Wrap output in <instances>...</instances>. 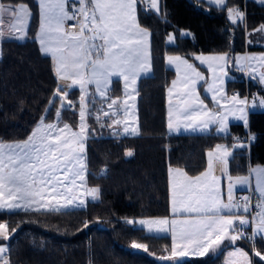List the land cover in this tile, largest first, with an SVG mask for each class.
<instances>
[{
  "label": "trees",
  "instance_id": "1",
  "mask_svg": "<svg viewBox=\"0 0 264 264\" xmlns=\"http://www.w3.org/2000/svg\"><path fill=\"white\" fill-rule=\"evenodd\" d=\"M26 2L32 12L29 38L0 40V139L26 137L38 118L49 107L47 119L55 117L59 100L49 105L57 87L51 59L40 52L35 31L38 25L36 0H0ZM245 10L244 21L229 20L227 6ZM159 13L139 3L138 20L151 31L152 71L138 80L139 135H115L96 115L112 97L120 96L121 82L113 79L109 98L101 101L90 93L86 138L87 181L100 189L99 199H87L82 207L61 211H0L5 221L17 231L7 240L6 254L11 264H223L225 245L203 257L189 255L176 261L161 259L172 247L168 233L148 232L142 225L128 224L138 216L169 213L168 165L182 166L196 174L206 166V151L217 142L236 144L235 136L246 141L245 147L232 149L231 172H246L249 165L264 162V109L249 107L248 124L232 121L227 132L211 127L204 131L170 132L167 128L166 87L175 70L166 64V53L193 57L198 51L236 52L263 47L247 44L245 34L264 24V3L260 0H226V7L207 0H160ZM188 28L191 35H182ZM172 30L173 42L166 41ZM227 79L228 90L240 95L257 91L264 85L246 78L243 71H233ZM75 108L61 113L62 121L76 124L79 118L80 89H68ZM101 123L104 124L101 127ZM133 150L132 156L125 149ZM89 222L88 227H84ZM0 241H5L0 238ZM147 246L148 251L133 249V242ZM264 255V240L256 239ZM239 243L249 248L247 240ZM260 264L264 261L255 256Z\"/></svg>",
  "mask_w": 264,
  "mask_h": 264
},
{
  "label": "snow or ice",
  "instance_id": "2",
  "mask_svg": "<svg viewBox=\"0 0 264 264\" xmlns=\"http://www.w3.org/2000/svg\"><path fill=\"white\" fill-rule=\"evenodd\" d=\"M150 9L159 13V0H145ZM221 7H226V0H214ZM138 0H39V27L35 40L40 52L49 55L53 61V72L57 78V87L48 104L56 108L55 119L48 121L49 107H45L31 133L23 140L5 141L0 139V211H61L85 205L83 196L93 200L99 199L100 189L88 187L86 174L88 170L85 140L88 135L87 116L90 114L89 85L95 89L101 101L109 98L113 76H119L124 82L122 103L112 99L107 104L108 111L101 108L96 115L98 123L102 117L112 116L109 128H120L114 134L139 135L135 123L134 95L137 78L142 73L151 71L150 33L137 21ZM228 18L233 23L244 21V13L238 7L227 9ZM32 12L27 4L5 6L0 3V39L24 40L28 37V26ZM69 21L73 23L68 24ZM264 32V24L254 29ZM187 35V33H182ZM169 35V42L173 41ZM202 64H207L213 73V83L207 91L212 92L213 102L219 107L216 112L208 109L196 91L198 80L204 76L187 59L168 55L166 63L177 70V79L168 88V129L179 131H203L210 124L218 125V131L225 132L229 116L244 121L247 125L249 107L264 108V98L253 97L241 99L239 94L230 98L226 95L218 98L223 91L216 87L223 84L227 76L224 68L229 64L228 53L197 56ZM235 64L249 73H256L259 82L264 85V72L259 71L253 61L264 68V55L236 56ZM222 75H217V70ZM60 81L70 83L61 84ZM78 86L79 125L74 130L68 123H63L61 113L66 108H75L69 99L68 89ZM258 99V105L255 101ZM129 100L133 103H129ZM119 105V107H117ZM123 112V118L120 113ZM132 120L129 124L128 121ZM104 124L101 123V127ZM254 139V137H250ZM245 147L236 143L233 148ZM126 156L133 152L127 150ZM233 151L224 145L207 153V169L200 175L192 177L182 168L169 167V186L171 193V211L179 217L181 213L189 214L184 218L127 220L128 224L138 223L148 232H168L172 234L171 253L161 259L176 261L193 256H205L215 253L226 242L235 243L248 239L253 244L255 256L264 261V255L256 250L257 237L264 239V167L250 168L256 177V190L260 194L257 207L260 209L250 218L238 214L234 209L249 212V197H243V203L236 202L232 190L237 184H247V176L229 175L228 202L220 196L219 178L213 175L217 164L228 173L229 158ZM83 190L82 195L77 193ZM194 214V215H191ZM85 222L84 227H88ZM245 226H251V235H246ZM17 231L7 222H0V238L7 241ZM133 249L148 251L146 245L133 242ZM7 246H0V264H11L6 255ZM91 264V262H90ZM225 264H253L246 251L236 248L229 251Z\"/></svg>",
  "mask_w": 264,
  "mask_h": 264
},
{
  "label": "rangeland",
  "instance_id": "3",
  "mask_svg": "<svg viewBox=\"0 0 264 264\" xmlns=\"http://www.w3.org/2000/svg\"><path fill=\"white\" fill-rule=\"evenodd\" d=\"M208 1H210V2H212V3H215L214 0H208ZM215 4H216V3H215ZM159 7H160V0H159ZM232 7H238L239 10L242 11V12L244 13V15H245V10H244L243 7H240V6H238V5H235V6H227V9H228V8H232ZM227 9H226V12H227ZM227 15H228V12H227ZM261 25H262V24H259V25L256 26L255 28L246 31V34H245V40H246V43H247V39H249V37H250L251 35H253L254 33H261V32L254 31V29L259 28ZM181 33H187L188 35H191V34H192L191 31H190L188 28H182V29H181ZM169 35H171V36L175 39L174 32H173L172 30H170V31L168 32V34L166 35V41H167V42H169V40H168ZM261 35H264V32H262ZM174 39H173V41H174ZM173 41H172V42H173ZM246 48H247V46H245L244 50L236 51V52H231V53L228 52V51H198V53H195L193 57H188V56L183 55V54H179V53H171V52H169V55H172V56H177V55H178V56H180V57H182V58L187 59L188 62L191 63V64H193V65L196 67L197 71H199V72L204 76V79H203V80H198V81H197V84H196V91L198 92V94H199V96H200V99H202V100L204 101L205 105L208 106V109H210V110L213 111V112H216V111L219 110V107H218L216 104H214V102H213V99H212L213 93L207 91L208 85L213 83V73L209 71L207 64H202L199 60L196 59V57H197V56H201V55H202V56H212V55H218V54L228 53L229 58H230V62H229V64L224 68V71L227 72V76H226V77H223V84L221 85L219 82H217L216 87H221V88L223 89V91H222L221 93L217 94V95H218V98H221V99H222V97L225 96V95H226L227 97L230 98L232 95H234V94H239V93H234V92L231 93V91L228 90V87H227V79L230 78V77H233V76L235 75V74L233 73V70H235V71H242V70H243L242 68H240L239 66H237V65L235 64V59H234V58H235L236 56H256V57H259V56H261V55H264V49H261V50H259V49H250V53H248V52H245V49H246ZM252 63H253V65H254L259 71L264 72V68H260V67H259V62H258V61H253ZM168 65H169V64H168ZM169 66H171V67L175 70V73H174L173 77L171 78V80L169 81V83H168V87H167V89H166L167 98H168V92H167L168 88L171 86L172 81L177 79V70H176V67L173 66V65H169ZM251 74L256 75V73H251ZM217 75H222V73L219 71V69L217 70ZM256 76H257L258 79H259V76H258V75H256ZM239 97H240L241 99H243V98H248L249 104H252V103L254 102V101H253V97L264 98V94H262V93H260V92H257V91H252L250 94H244V95H240V94H239ZM109 103H110V102H109ZM255 103L258 105V99L255 101ZM257 107L260 108V109H264V108H261V107H259V106H257ZM107 109H108V108H107ZM248 109H249V108H248ZM248 109H247V111H248ZM40 117H41V116H40ZM40 117H39V118H40ZM39 118H38V120H39ZM54 119H55V117H54L53 119H49L48 121H53ZM38 120H37V121H38ZM247 120H248V117H247ZM37 121H36V123H37ZM101 121L104 122L103 120H101ZM232 121H241V122L244 123V121H242V120H238V119H235V118L232 117V116H229V118H228V127H227V131L229 130L230 123H231ZM62 122H63V123H68V124H70V125L73 127L74 130H78L79 118H78L77 123L74 124V125L71 124V123L68 122V121H62ZM86 122H87V119H86ZM36 123H35V124H36ZM35 124H34V126H35ZM87 124H88V123H87ZM244 124H245V123H244ZM247 124H248V123H247ZM34 126H33V127H34ZM211 127H214V129H215L216 131H218V125H216V124H210V125L208 126V128L205 129V130L210 129ZM32 129H33V128H32ZM32 129H31V131H32ZM182 130L185 131L183 128H181L179 131H182ZM31 131L29 132V134L31 133ZM187 131H192V130H187ZM197 131H200V130H197ZM203 131H204V130H203ZM227 131H225V132H227ZM173 132H178V131H173ZM219 132H221V131H219ZM225 132H224V133H225ZM29 134H28V135H29ZM28 135H27V136H28ZM27 136H26V137H27ZM26 137H24V138H20V139L5 140V141L23 140V139H25ZM250 137H251V133H250ZM236 143L247 144V141H241V140H240V141H238V142H236ZM216 145H224V146L229 147L231 150L233 149V145H229V144H228L227 142H225V141L217 142L215 145H213L212 147H210V148L207 149V151H206V158H207V160H208L207 153H208L209 151L213 150V149L216 147ZM85 150H86V140H85ZM207 160H206V166H205V168H204L202 171H200V172L194 174L193 177L200 175L202 172H204V171L207 169ZM256 167H264V162H255V163L250 164V165H249V171L247 170L246 172H231V171L229 170V164H228V173H227V175H225L224 172L222 171V166H221L220 164H217V165L215 166L214 171H213V175H215L216 177L219 178V184H218V186H219V189H220V196H221V198L224 200L225 203L228 202V188H229V180H228V176L230 175V176L233 178V180H235L236 177L247 176V177L249 178V182H248L247 184H243V185H241V184H237V185H235V187H234L233 190H232V195H233V197H234L235 194H236V192H238V191H236V189H240L239 192L244 191V192L246 193V195H248V191H249V189H251L250 186H251V181H252V180H253V183H254V185H255V187H256V177H255L254 174H251V173H250V168H256ZM176 168H179V167H176ZM180 168H183V167H180ZM186 172H187V171H186ZM187 173H188V172H187ZM189 174H190V173H189ZM86 179H87V174H86ZM87 183H88V181H87ZM88 184H89V183H88ZM88 184H87L88 187H96V186H94V185H91V184L88 185ZM256 191H257V190H256ZM82 192H83V190L81 189L77 194H78V195H82ZM256 193L260 196V194H259L258 191H257ZM88 198H89V196H83V199L85 200V202L87 201ZM239 203H243V202H239ZM233 211H235V212L238 213L239 211H242V209H239V210L234 209ZM242 212H243V211H242ZM243 215L249 217V214H248V213H244V212H243ZM154 216H156V215H154ZM154 216H138L137 221H139V220H141V219H160V218H162V217L156 218V217H154ZM0 222H5V221L2 220V221H0ZM146 230H147V229H146ZM241 240H242V239H241ZM239 241H240V240H239ZM0 246H7V247H8V244H7L6 241H0ZM255 246H256V250L260 251V250L258 249L257 245H256V242H255ZM241 247L243 248L242 250H244V251H246V252L248 253L249 258L252 260L253 264H260V263L258 262V260H256V258H255V253H254V251L251 250L250 246H249V248H246V247L243 246V245H242ZM237 248H240V247H237ZM235 249H236V248H230V247H228V248L225 250L224 261H225V259H226V257H227L228 252H229V251H233V250H235ZM260 252H261V251H260ZM261 254L263 255L262 252H261ZM224 264H225V262H224Z\"/></svg>",
  "mask_w": 264,
  "mask_h": 264
},
{
  "label": "crops",
  "instance_id": "4",
  "mask_svg": "<svg viewBox=\"0 0 264 264\" xmlns=\"http://www.w3.org/2000/svg\"><path fill=\"white\" fill-rule=\"evenodd\" d=\"M37 1V3H38V25H37V27H36V31H35V34H36V32L38 31V27H39V0H36ZM208 1V0H207ZM261 2H263L264 3V0H260ZM141 2V4H143V5H145V6H148L149 7V4L148 3H146L145 2V0H138V3H137V12H136V15H137V21H138V23H139V25L142 27V28H144V29H146L149 33H150V37H149V45H150V54H151V31H150V29L148 28V27H146V26H144V25H142L140 22H139V20H138V7H139V3ZM210 2V1H209ZM0 3H3L5 6H8V5H12V6H16V5H19L20 3H24V4H27L26 2H23V1H20V2H17V3H13V2H6V1H4V2H0ZM212 3V2H211ZM28 5V4H27ZM28 7L30 8V6L28 5ZM30 10H31V8H30ZM262 34V32L261 33H254L253 35H251L250 37H249V39H247V44L249 45V44H259V45H262L263 47H261V48H259V50H261V49H264V35H261ZM28 37H29V33H28ZM34 37H35V35H34ZM1 40V39H0ZM38 43V42H37ZM38 46H39V44H38ZM0 52H1V50H0ZM245 52H248V53H250V48L249 47H247L246 49H245ZM196 53H198V52H196ZM180 54V53H179ZM195 54V53H194ZM169 55V53H166L165 54V57L166 56H168ZM49 56V55H48ZM50 57V56H49ZM50 59H51V57H50ZM165 62H166V60H165ZM51 64H52V69H53V61H52V59H51ZM167 64V63H166ZM168 65V64H167ZM151 71H152V58H151ZM150 71V72H151ZM233 71H235V70H233ZM243 71V73H244V76L246 77V78H252V79H255V80H257V81H259V79H258V77L256 76V75H254V74H251V73H249L248 71H247V69H243L242 70ZM150 72H147V73H142L138 78H137V82H136V85H135V93H133V95H134V97H135V99H134V105H135V107H134V113H135V123H136V126H138V128H139V121H138V80H139V78L142 76V75H145V74H149ZM114 78H119L120 79V82H121V89H122V92H121V95L120 96H115V97H112L110 100H109V102H111V100L112 99H119V101L122 103L125 99H127V97H125V95H124V82H123V80H122V78H120L119 76H113L111 79H112V83H111V85H110V88L112 87V84H113V79ZM57 79V78H56ZM58 83V82H57ZM60 83L61 84H65V83H70V81H68V82H65V81H60ZM76 87H78V86H76ZM167 87H168V85H167ZM167 87H166V89H167ZM79 88V87H78ZM89 91H90V93L91 94H94L95 93V89H94V86L93 85H89ZM110 92V91H109ZM96 96H98V95H96ZM129 103H133V101H131V100H129ZM117 107H119V105H117ZM106 111H108V109L106 110ZM166 116H167V128H168V98H167V93H166ZM120 117L121 118H123V112H121L120 113ZM112 119H114V117H112V116H107V117H102V120L104 121V123H106L107 125L108 124H110L111 123V121H112ZM128 123L129 124H131L132 123V120L130 119L129 121H128ZM112 130H114V131H121L122 132V127H120V128H111ZM169 130V129H168ZM170 131V130H169ZM183 131V130H182ZM170 132H173V131H170ZM178 132H181V131H178ZM176 133V132H175ZM127 150H131L132 152H133V150L131 149V148H126L125 149V152L127 151ZM207 159V158H206ZM169 167H172V168H176V167H182V166H179V165H176V164H169L168 165V184H169ZM182 169H184V168H182ZM185 170V169H184ZM186 171V170H185ZM248 171H249V168H248ZM188 175L189 176H192L193 177V175L194 174H189L188 173ZM88 184V183H87ZM89 185V184H88ZM251 189H253L255 192H257L256 191V187H255V185H254V183H253V180L251 181ZM171 207H172V205H171V193H170V186H169V213L168 214H166V215H156V216H154V217H156V218H159V217H162V218H168L169 219V221H171L172 219H177V218H184V216H186V215H189V214H185V213H181L180 215H179V217H177L176 215H174L173 213H172V211H171ZM249 213V212H248ZM238 214H241V215H243V212L242 211H239L238 212ZM191 215H194V214H191ZM137 218L138 217H136L133 221H137ZM136 224H138V223H136ZM155 232V231H154ZM155 233H168L169 235H170V237H171V240H172V234H171V231H168V232H155ZM264 240V239H263ZM172 243H173V240H172ZM225 249H224V254H225V250L228 248V247H230V248H237V247H240V249H243L241 246V244L239 243V240L238 241H236L234 244L233 243H230V242H226L225 244ZM224 245H222V246H224ZM221 246V247H222ZM170 253H171V251H170ZM169 253V254H170ZM168 254V255H169ZM224 260H223V264H224Z\"/></svg>",
  "mask_w": 264,
  "mask_h": 264
},
{
  "label": "built area",
  "instance_id": "5",
  "mask_svg": "<svg viewBox=\"0 0 264 264\" xmlns=\"http://www.w3.org/2000/svg\"><path fill=\"white\" fill-rule=\"evenodd\" d=\"M73 23V21H69L68 24H71ZM232 93V92H231ZM71 109H74V108H71ZM246 138V141H247V144L249 143V140H250V132L248 131L246 136L244 137V139ZM241 140V137L240 136H235V141L238 142ZM236 194L235 196L233 197L234 200L236 202H243V197L247 196L249 197V218L252 216V215H255L257 212L260 211V209L257 207V204L259 203L260 201V196L253 190V189H249L248 191V195H246V193L244 191L242 192H239L240 189H236ZM244 231L246 233V235H251L252 233V228L251 226H245L244 227ZM248 241L249 245H250V248L251 250L253 251V244L251 241H249L248 239H245Z\"/></svg>",
  "mask_w": 264,
  "mask_h": 264
}]
</instances>
